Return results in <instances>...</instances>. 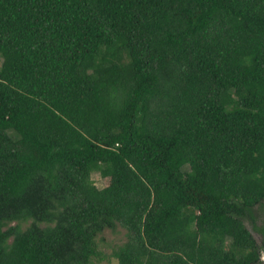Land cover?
I'll return each instance as SVG.
<instances>
[{
	"label": "trees",
	"instance_id": "16d2710c",
	"mask_svg": "<svg viewBox=\"0 0 264 264\" xmlns=\"http://www.w3.org/2000/svg\"><path fill=\"white\" fill-rule=\"evenodd\" d=\"M0 59V264H264V0H0Z\"/></svg>",
	"mask_w": 264,
	"mask_h": 264
},
{
	"label": "rangeland",
	"instance_id": "374dc122",
	"mask_svg": "<svg viewBox=\"0 0 264 264\" xmlns=\"http://www.w3.org/2000/svg\"><path fill=\"white\" fill-rule=\"evenodd\" d=\"M1 61V59H0ZM91 179L98 188H102L104 182L99 173L94 172L91 175ZM264 214V207L261 211ZM257 216V215H256ZM245 226L250 230L253 236L256 237V232L251 230L249 222H245ZM255 232V233H254ZM125 241V231L121 228H117L115 231L105 230L97 238V250L100 259H93L92 264H117L116 259L113 257V250L121 243ZM264 259V256L262 257Z\"/></svg>",
	"mask_w": 264,
	"mask_h": 264
},
{
	"label": "water",
	"instance_id": "95a60500",
	"mask_svg": "<svg viewBox=\"0 0 264 264\" xmlns=\"http://www.w3.org/2000/svg\"><path fill=\"white\" fill-rule=\"evenodd\" d=\"M251 230H252V228H251ZM250 231V230H249ZM251 233V232H250ZM255 233V232H254ZM252 234V233H251ZM256 234V237L255 236H253L254 237V239L256 240V242H258V243H260V241H261V237H260V235L258 234V233H255Z\"/></svg>",
	"mask_w": 264,
	"mask_h": 264
}]
</instances>
